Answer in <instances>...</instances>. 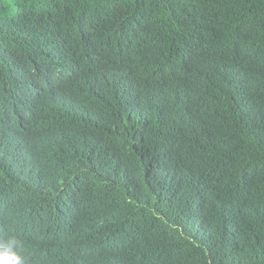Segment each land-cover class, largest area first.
I'll return each instance as SVG.
<instances>
[{
	"label": "trees",
	"instance_id": "1",
	"mask_svg": "<svg viewBox=\"0 0 264 264\" xmlns=\"http://www.w3.org/2000/svg\"><path fill=\"white\" fill-rule=\"evenodd\" d=\"M28 264H264V0H0V243Z\"/></svg>",
	"mask_w": 264,
	"mask_h": 264
},
{
	"label": "clouds",
	"instance_id": "2",
	"mask_svg": "<svg viewBox=\"0 0 264 264\" xmlns=\"http://www.w3.org/2000/svg\"><path fill=\"white\" fill-rule=\"evenodd\" d=\"M21 249L22 244L15 236L0 243V264H28Z\"/></svg>",
	"mask_w": 264,
	"mask_h": 264
}]
</instances>
